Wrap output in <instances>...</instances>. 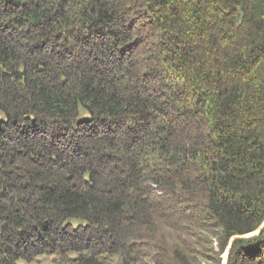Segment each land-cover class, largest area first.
I'll list each match as a JSON object with an SVG mask.
<instances>
[{"label": "trees", "instance_id": "16d2710c", "mask_svg": "<svg viewBox=\"0 0 264 264\" xmlns=\"http://www.w3.org/2000/svg\"><path fill=\"white\" fill-rule=\"evenodd\" d=\"M0 110V264H264V0H0Z\"/></svg>", "mask_w": 264, "mask_h": 264}, {"label": "rangeland", "instance_id": "374dc122", "mask_svg": "<svg viewBox=\"0 0 264 264\" xmlns=\"http://www.w3.org/2000/svg\"><path fill=\"white\" fill-rule=\"evenodd\" d=\"M89 119H90V113L85 108H81L80 114L77 117V121L82 122V121L89 120ZM6 121H7L6 114L2 110H0V124ZM67 223L72 224L74 227H79V226L86 225L87 221L84 219H80V218H72V219H68ZM80 254L82 253H79V252L70 253L69 255L70 262L75 260V258H77V256H79ZM226 258H227V253L223 255L224 262L226 261ZM59 259H60L59 253L45 254V255H40L31 261L19 260L18 264H56Z\"/></svg>", "mask_w": 264, "mask_h": 264}]
</instances>
